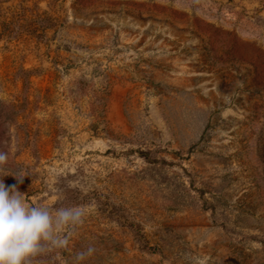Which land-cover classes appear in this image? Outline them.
<instances>
[{
	"label": "rangeland",
	"instance_id": "obj_1",
	"mask_svg": "<svg viewBox=\"0 0 264 264\" xmlns=\"http://www.w3.org/2000/svg\"><path fill=\"white\" fill-rule=\"evenodd\" d=\"M0 152L31 264H264V0H0Z\"/></svg>",
	"mask_w": 264,
	"mask_h": 264
},
{
	"label": "clouds",
	"instance_id": "obj_2",
	"mask_svg": "<svg viewBox=\"0 0 264 264\" xmlns=\"http://www.w3.org/2000/svg\"><path fill=\"white\" fill-rule=\"evenodd\" d=\"M6 160L7 155L0 152V165ZM85 216L80 206L52 209L30 204L15 185L6 186L0 180V264H31L43 252L65 248L67 234L82 225ZM94 252L92 245L77 252V264Z\"/></svg>",
	"mask_w": 264,
	"mask_h": 264
}]
</instances>
